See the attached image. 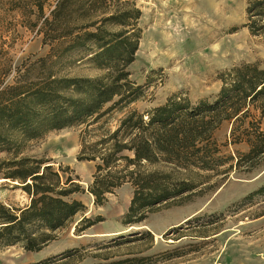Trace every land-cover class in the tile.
I'll return each instance as SVG.
<instances>
[{
    "label": "trees",
    "instance_id": "1",
    "mask_svg": "<svg viewBox=\"0 0 264 264\" xmlns=\"http://www.w3.org/2000/svg\"><path fill=\"white\" fill-rule=\"evenodd\" d=\"M39 10L44 14L43 6ZM246 12L245 27L254 36L264 35V0H248ZM141 17L131 1L57 0L42 22L50 54L18 67H0V153L13 154L10 161L0 162V174L18 182L31 197L24 208L0 205V247L21 245L40 252L86 211L81 201L70 200L82 190L78 183L69 178L63 184L48 162L21 157L25 142L48 132L79 129L78 159L96 163L89 187L96 206L105 205L122 186H132L126 226L142 223L162 208L183 205L213 176L228 174L235 166L240 171L244 161L248 168L255 167L264 157V63H243L220 73L222 88L214 101L193 102L175 94L144 113L131 109L151 83L149 76L147 85H138L128 71L142 39ZM116 26L120 30L113 29ZM84 62L100 74H62L66 65ZM10 72L15 77L7 85ZM116 113L124 115L111 128ZM225 122L232 125L233 143L250 145L236 165L231 164L233 158L223 157L216 138ZM101 221L84 218L76 232ZM71 255L69 251L54 260ZM148 260L135 257L107 264Z\"/></svg>",
    "mask_w": 264,
    "mask_h": 264
},
{
    "label": "rangeland",
    "instance_id": "2",
    "mask_svg": "<svg viewBox=\"0 0 264 264\" xmlns=\"http://www.w3.org/2000/svg\"><path fill=\"white\" fill-rule=\"evenodd\" d=\"M56 1L0 0L1 68L18 67L50 54L42 22ZM122 1L134 2L142 11V39L135 61L128 67L130 79L145 86L151 77L144 98L131 109L144 113L166 104L175 94L193 102L214 101L222 88L220 73L243 63H264V35L254 36L245 27L248 0ZM240 35L247 36L253 47L251 56L233 60L215 53ZM62 74L100 73L84 62L66 65ZM14 77L10 72L6 84H12ZM123 115L114 114L109 126L115 128ZM231 131L232 125L225 122L216 138L223 157L233 158L231 164L236 165L250 145L233 143ZM80 151L76 127L48 132L21 146V157L48 162L60 173L63 184L69 178L78 183L82 190L70 200L81 201L86 211L40 252L27 251L21 245L0 247V264H107L135 257L149 258L143 264H264V157L255 167L248 168L244 161L246 166L240 171L235 166L228 174L213 176L189 202L162 208L142 223L126 226L123 221L134 196L132 186H122L105 205L96 206L89 193L96 163L79 161ZM11 158L13 154L0 153V162ZM17 185L0 174V205L15 209L30 205L31 197ZM84 218L103 221L78 233ZM69 251L73 252L70 258L54 260Z\"/></svg>",
    "mask_w": 264,
    "mask_h": 264
},
{
    "label": "bare ground",
    "instance_id": "3",
    "mask_svg": "<svg viewBox=\"0 0 264 264\" xmlns=\"http://www.w3.org/2000/svg\"><path fill=\"white\" fill-rule=\"evenodd\" d=\"M253 47L250 46L247 36L240 35L232 38L230 42L224 45L220 50L215 52L218 55L229 56L233 60L241 59L243 57L251 56ZM93 200V195H91Z\"/></svg>",
    "mask_w": 264,
    "mask_h": 264
}]
</instances>
